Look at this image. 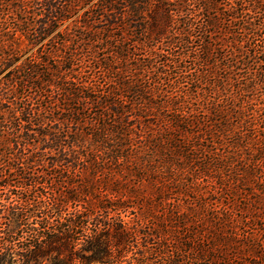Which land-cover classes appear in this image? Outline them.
<instances>
[{
  "label": "trees",
  "instance_id": "1",
  "mask_svg": "<svg viewBox=\"0 0 264 264\" xmlns=\"http://www.w3.org/2000/svg\"><path fill=\"white\" fill-rule=\"evenodd\" d=\"M189 1L0 0V264L264 262V0L227 8L257 75L214 39L220 3L195 0L199 55L152 83L129 41L188 47L170 29Z\"/></svg>",
  "mask_w": 264,
  "mask_h": 264
},
{
  "label": "rangeland",
  "instance_id": "2",
  "mask_svg": "<svg viewBox=\"0 0 264 264\" xmlns=\"http://www.w3.org/2000/svg\"><path fill=\"white\" fill-rule=\"evenodd\" d=\"M220 5H221V15H220V20H221V24H220V28L221 30H218L216 32V36L214 37V39L216 41H219L220 43H222L224 46L221 49V51H223V49L226 50V52H228V55H230V52L232 51L233 53H238L237 56H235V54H232V58L233 59H237L238 61H243L245 64L239 66V68L237 69V73L240 76V79H247L248 77L251 76L252 74L257 75V73L262 71V67L264 66H258L257 64L254 63V61L252 59H250V57H248V55L253 54L254 52H252L251 48H250V43L251 41L249 39H254V37H252V28L250 27V25L246 24V22H244V17L241 14V8H238L235 13L229 12L227 8L230 7V4H232V1L234 0H217ZM174 7V6H173ZM199 8H200V3H198L195 0H190L189 3H187L186 6V11L183 12L180 16H177L176 19H174L173 25L170 29V33L173 37L178 38L180 36V29L182 28H186L189 29L190 31V35L191 37H189V39L192 41L191 44L188 45V47L186 46H180L178 45L177 47H174L172 45H168V43L166 42V40L164 39L162 42L160 43H156L153 47V50H150L148 47H142L140 45H138L136 42V40L138 38H132L131 42L129 41L130 45H133V50L134 48V44L137 45V49H135V58L139 59V61H147V59H152V68H150V71L152 73V75L154 74V78H151L152 76H150L149 80L154 83L157 82V79L162 82L163 80L160 79V77L158 76L157 72L162 71V69H164V65L165 64V59L163 57H172L176 54H180L183 52H186L188 54H192L193 56H198L199 55V50H200V43H201V31H200V27L203 26V22H205V17L201 16L200 12H199ZM237 18L232 20L231 16H236ZM258 17V18H257ZM256 18L251 17L252 20H254V23H256L257 25L260 24L259 20V16H257ZM262 20V19H261ZM260 20V21H261ZM72 25V22H67L65 23V25ZM245 27V28H243ZM63 28V26L61 28H59V30H61ZM76 30V28H74ZM248 32V33H247ZM56 33L52 34L49 38L45 39V41L43 42L44 48L47 51L48 50H52L56 47V44L59 45L58 42H60L58 39H55L54 41H50V38H52L53 36H55ZM255 39L259 38L258 34H255ZM54 38V37H53ZM59 38V37H58ZM219 38L221 40H219ZM208 39V38H206ZM61 46V43L60 45ZM238 50H235L234 48H236ZM22 47V46H21ZM39 46H35L33 47V49H31L26 56H24L22 58V60H25L26 57L28 55H31L33 53H36L38 50ZM234 49V50H233ZM225 52V53H226ZM240 52V53H239ZM249 52L251 54H249ZM248 53V54H246ZM102 55V54H101ZM106 55V54H105ZM162 57V59H160ZM231 57V55L229 56ZM247 57V59H246ZM185 65H189V61L187 62V64L185 63ZM62 67H64V65H62ZM155 73L157 75H155ZM150 75V74H149ZM223 75V74H221ZM155 79V80H154ZM165 87V86H164ZM34 91V90H33ZM259 91H264V86L261 87L259 89ZM53 95V92H52ZM254 98L258 96L257 92L254 94ZM260 99H255L254 103H259ZM34 102V101H33ZM35 102H37V100H35ZM263 127V124H261V121L258 122L257 124V128L260 129V127ZM210 191V189L208 190ZM212 193V192H210ZM215 196L214 193H212V197ZM253 260H249V264H264V262L259 263V262H255ZM237 261H233L231 264H235ZM240 263H242V261H239ZM245 264V262H243Z\"/></svg>",
  "mask_w": 264,
  "mask_h": 264
}]
</instances>
